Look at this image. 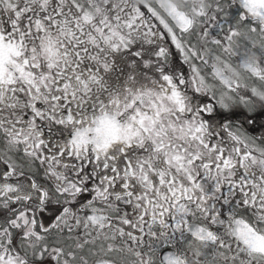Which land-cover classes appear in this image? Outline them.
Listing matches in <instances>:
<instances>
[{
	"label": "snow or ice",
	"instance_id": "snow-or-ice-1",
	"mask_svg": "<svg viewBox=\"0 0 264 264\" xmlns=\"http://www.w3.org/2000/svg\"><path fill=\"white\" fill-rule=\"evenodd\" d=\"M0 264H264V0H0Z\"/></svg>",
	"mask_w": 264,
	"mask_h": 264
}]
</instances>
